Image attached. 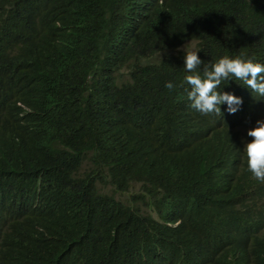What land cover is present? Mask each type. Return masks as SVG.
Here are the masks:
<instances>
[{"label": "trees", "instance_id": "obj_1", "mask_svg": "<svg viewBox=\"0 0 264 264\" xmlns=\"http://www.w3.org/2000/svg\"><path fill=\"white\" fill-rule=\"evenodd\" d=\"M184 45L264 65V0H0V264H264V97L202 115Z\"/></svg>", "mask_w": 264, "mask_h": 264}, {"label": "clouds", "instance_id": "obj_2", "mask_svg": "<svg viewBox=\"0 0 264 264\" xmlns=\"http://www.w3.org/2000/svg\"><path fill=\"white\" fill-rule=\"evenodd\" d=\"M180 50L184 52V68L190 73L183 78V85L179 83L182 94L191 101L190 107L202 115L222 114L220 105L225 103L229 114L239 110L242 98L220 90L222 82L230 81V77L242 81L252 92L264 97V65L240 56H223L206 64L197 55L198 50L186 45ZM165 86L169 90L174 88L172 82H167ZM247 136L251 137L243 148L247 169L257 181L264 182V120H258L256 125L249 126Z\"/></svg>", "mask_w": 264, "mask_h": 264}, {"label": "bare ground", "instance_id": "obj_3", "mask_svg": "<svg viewBox=\"0 0 264 264\" xmlns=\"http://www.w3.org/2000/svg\"><path fill=\"white\" fill-rule=\"evenodd\" d=\"M224 116H225V115H224ZM224 116H223V117H224ZM225 118H226V116H225ZM222 119H223V118H222ZM218 140H219V139H218ZM220 140H221V139H220ZM220 140H219V141H220ZM221 142H222V141H221ZM221 142H220V143H221ZM225 143H226V141H225ZM223 145H224V144H223ZM192 151H193V149H192ZM191 153H192V152H191ZM191 155H193V153H192ZM224 157H225V156H224ZM193 159H194V157H193ZM195 159H196V158H195ZM199 159H201V158H199ZM216 159H217V158H216ZM224 159H226V158H224ZM202 160L205 161L204 158H202ZM195 161H196V160H195ZM206 161H207V160H206ZM212 161H213V160H212ZM196 162H197V161H196ZM214 162H215V161H214ZM223 163H224V162H223ZM226 164H227V163H226ZM197 165H198V164H197ZM213 165H214V164H213ZM221 166H223V165H221ZM210 167H211V166H210ZM226 167H227V166H226ZM218 168H220V164H219V167H218ZM203 169H204V168H203ZM218 170H219V169H218ZM218 170H217V172H218ZM190 171H191V169H190ZM220 171H221V169H220ZM220 171H219V174L221 173ZM222 171H226V170H222ZM191 173H192V172H191ZM193 173H194V172H193ZM210 173H211V171H210ZM194 174H195V173H194ZM212 174H213V173H212ZM212 174H211V175H212ZM224 174H225V173H224ZM224 174H223V175H224ZM217 175H218V174H217ZM223 175L220 174L219 177H221V176H223ZM192 177H194V176H192ZM224 178H225V177H224ZM201 179H202V178H201ZM225 179H226V178H225ZM219 180H222V179H219ZM199 181H201V180H199ZM216 182H217V181H216ZM222 182H223V181H222ZM233 182H234V181H233ZM210 183H211V182H210ZM212 183H213V182H212ZM214 183H215V182H214ZM214 183H213V184H214ZM220 183H221V181H220ZM179 184H180V183H179ZM213 184H212V185H213ZM223 184H225V183H223ZM213 186H214V185H213ZM218 186H219V185H218ZM202 187H203V186H202ZM222 187H223V186H222V184H221L220 190H221ZM209 188H210V187H209ZM212 188H213V187H212ZM223 188H224V187H223ZM202 189H203V188H202ZM216 189H217V188H216ZM216 189H215V190H216ZM225 189H226V188H225ZM198 190H199V189H198ZM210 190H211V189H210ZM210 190H209V191H210ZM203 191H204V190H203ZM213 191H214V190H213ZM217 191H219V189H218ZM221 191H222V190H221ZM214 192H215V191H214ZM214 192H213V193H214ZM206 193H207V192H206ZM223 193H224V191H223ZM214 194H215V193H214ZM217 195H218V192H217ZM217 195H216V196H217ZM233 196H234V195H233ZM211 201H213V200H211ZM221 201H222V200H221ZM224 201H225V200H224ZM224 201H222V202H224ZM225 203H226V202H225ZM209 204H210V202H209ZM208 206H209V205H208ZM214 206H215V205H214ZM206 208H207V207H206ZM208 208H209V207H208ZM213 209H214V208H213ZM205 210H206V209H205ZM208 211H209V210H208ZM206 212H207V211H206ZM210 213H211V212H210ZM204 215H206V213H205ZM209 215H210V214H209ZM209 215H208V216H209ZM211 217H212V216H211ZM208 218H210V216L207 217V219H208ZM212 218H213V217H212ZM212 218H210V219H212ZM168 225H169V224H168ZM172 226H173V224H172ZM160 233H161V232H160ZM167 236H168V235H167ZM197 238H198V237H197ZM166 242H167V240H166ZM172 244H173V243H172ZM193 259H194V258H193Z\"/></svg>", "mask_w": 264, "mask_h": 264}, {"label": "rangeland", "instance_id": "obj_4", "mask_svg": "<svg viewBox=\"0 0 264 264\" xmlns=\"http://www.w3.org/2000/svg\"><path fill=\"white\" fill-rule=\"evenodd\" d=\"M251 128H253V127H251Z\"/></svg>", "mask_w": 264, "mask_h": 264}]
</instances>
